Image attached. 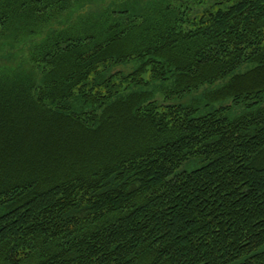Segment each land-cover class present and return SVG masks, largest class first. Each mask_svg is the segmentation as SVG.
<instances>
[{"label": "trees", "instance_id": "trees-1", "mask_svg": "<svg viewBox=\"0 0 264 264\" xmlns=\"http://www.w3.org/2000/svg\"><path fill=\"white\" fill-rule=\"evenodd\" d=\"M264 0H0V264H264Z\"/></svg>", "mask_w": 264, "mask_h": 264}, {"label": "rangeland", "instance_id": "rangeland-1", "mask_svg": "<svg viewBox=\"0 0 264 264\" xmlns=\"http://www.w3.org/2000/svg\"><path fill=\"white\" fill-rule=\"evenodd\" d=\"M262 250H264V246L262 247Z\"/></svg>", "mask_w": 264, "mask_h": 264}]
</instances>
